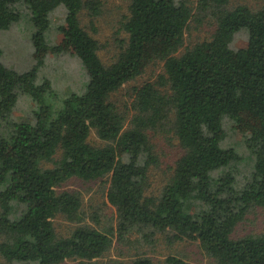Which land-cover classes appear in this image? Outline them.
I'll return each instance as SVG.
<instances>
[{
    "label": "trees",
    "instance_id": "trees-1",
    "mask_svg": "<svg viewBox=\"0 0 264 264\" xmlns=\"http://www.w3.org/2000/svg\"><path fill=\"white\" fill-rule=\"evenodd\" d=\"M232 3L130 0L127 39L104 60L100 0H0V32L25 6L37 48L26 73L7 68L0 50V264H101L115 241L134 252L103 264H155L158 246L170 251L161 264H191L176 250L186 243L212 264H264V230L235 236L252 210L264 211V5ZM59 7L62 40L49 46ZM206 23L208 37H190ZM243 32L247 44L236 47ZM48 53L81 60L83 94L48 102L50 83H36ZM152 65L160 73L134 84ZM21 96L36 105L27 119L13 117ZM227 123L250 153L248 171L224 145ZM162 140L178 150L166 166ZM73 181L98 186L101 209Z\"/></svg>",
    "mask_w": 264,
    "mask_h": 264
},
{
    "label": "rangeland",
    "instance_id": "rangeland-1",
    "mask_svg": "<svg viewBox=\"0 0 264 264\" xmlns=\"http://www.w3.org/2000/svg\"><path fill=\"white\" fill-rule=\"evenodd\" d=\"M103 4L102 14L96 19L95 25L97 28V36L104 44V49L101 53L104 60H110L119 51L120 41L127 39V35L122 29V17L128 13L130 0H100ZM233 3H247L253 7H261L264 5V0H233ZM232 3V4H233ZM21 18L13 23L10 29L0 32V50L2 52L1 61L9 69L18 73H26L33 69L36 65L35 53L37 48L34 43V36L36 28L32 22V14L25 6H21ZM53 23L51 27L44 34V42L49 46H56L62 40V35L59 27L65 18V9L59 7L52 14ZM84 25L89 26L90 17L84 14L81 18ZM211 23H206L199 29H193L190 37L194 40H202L208 37ZM247 44L246 34L243 32L236 37L235 46H245ZM160 73V65H152L142 80L136 81L138 84L143 80L151 77H156ZM37 84L49 82L52 92L48 97V102H55L56 98L61 99L71 94L81 95L87 87V79L81 60L70 53L66 54H47L44 58V65L38 69ZM133 84V85H134ZM128 88V87H125ZM117 99L124 104L127 101L126 91L117 94ZM36 105L31 98L21 96L17 103L16 112H13L14 118L27 119L35 110ZM227 137L224 145L226 147H234L241 156L238 166L244 171L252 165V158L250 153L246 150L243 144L242 137L231 129L229 123L225 126ZM165 148V156L162 154V161L164 166L175 159L178 153L177 148L169 145L167 141L162 140ZM162 166L161 168H164ZM91 187L94 189L90 190ZM69 189L76 191H83L86 193L85 205L95 206L97 202L101 209L102 199L97 194V187L87 186L82 182H71ZM98 209V208H97ZM109 209L106 208L105 211ZM113 210V209H112ZM109 213L112 215L113 211ZM101 214V212H100ZM102 217V214H101ZM69 223L63 219L59 220L58 229L62 232L68 229ZM264 230V211L261 208L254 209L248 214L245 220L238 226L236 237L257 234ZM188 257L191 264H212L211 259L203 253L200 248L193 243H186L180 245L177 249ZM150 256L153 258L155 264H161L164 261L165 255L170 253L163 246H158L149 250ZM126 244L115 241L114 247L107 254L106 258L100 261L101 264L108 261L128 262L131 255ZM172 253L175 252L173 249ZM65 264H84L81 261H68Z\"/></svg>",
    "mask_w": 264,
    "mask_h": 264
}]
</instances>
